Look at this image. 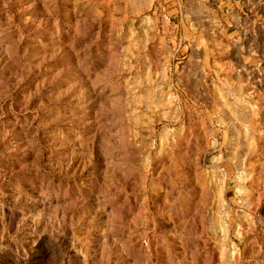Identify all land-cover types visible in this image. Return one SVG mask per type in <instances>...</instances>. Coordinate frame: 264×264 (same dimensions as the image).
Segmentation results:
<instances>
[{
  "label": "rangeland",
  "instance_id": "374dc122",
  "mask_svg": "<svg viewBox=\"0 0 264 264\" xmlns=\"http://www.w3.org/2000/svg\"><path fill=\"white\" fill-rule=\"evenodd\" d=\"M237 1L0 0V264H264Z\"/></svg>",
  "mask_w": 264,
  "mask_h": 264
},
{
  "label": "crops",
  "instance_id": "0c3cea01",
  "mask_svg": "<svg viewBox=\"0 0 264 264\" xmlns=\"http://www.w3.org/2000/svg\"><path fill=\"white\" fill-rule=\"evenodd\" d=\"M238 1L235 0V3ZM262 4H264V0L260 1ZM241 13V12H240ZM263 13L262 18H257L258 21H252L251 23V34L248 38L249 43L248 46V53L251 57L256 58L258 60L259 64H261L262 72H264V11H261V14ZM256 19V20H257ZM250 23H246L248 25ZM239 24H237V30L235 31V36H237V40L241 38L240 35H242V31L240 32Z\"/></svg>",
  "mask_w": 264,
  "mask_h": 264
}]
</instances>
